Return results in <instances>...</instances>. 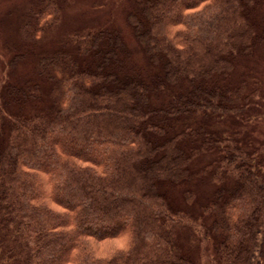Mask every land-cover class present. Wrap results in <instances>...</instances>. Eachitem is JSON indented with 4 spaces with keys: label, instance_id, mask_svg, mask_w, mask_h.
<instances>
[{
    "label": "trees",
    "instance_id": "16d2710c",
    "mask_svg": "<svg viewBox=\"0 0 264 264\" xmlns=\"http://www.w3.org/2000/svg\"><path fill=\"white\" fill-rule=\"evenodd\" d=\"M125 4L133 46L110 22L57 39L61 0L17 10L0 264H255L264 0Z\"/></svg>",
    "mask_w": 264,
    "mask_h": 264
},
{
    "label": "rangeland",
    "instance_id": "374dc122",
    "mask_svg": "<svg viewBox=\"0 0 264 264\" xmlns=\"http://www.w3.org/2000/svg\"><path fill=\"white\" fill-rule=\"evenodd\" d=\"M33 0H0V79L8 73L7 63L16 54L15 47L21 42V33L15 26L17 12L24 9ZM126 0H61L63 14L57 30V39L66 36L77 29H96L106 22H110L133 46V38L124 19ZM18 10V11H17ZM262 59V58H261ZM260 77L264 82V61L258 64ZM31 68V61L26 60L18 67L17 73H27ZM264 104V103H263ZM260 119H252L245 133L259 147L264 155V106L259 110ZM264 239V236H262ZM255 264H264V252L257 257Z\"/></svg>",
    "mask_w": 264,
    "mask_h": 264
}]
</instances>
